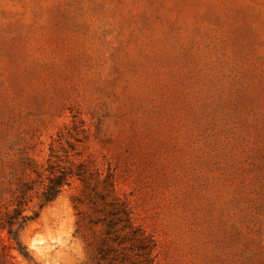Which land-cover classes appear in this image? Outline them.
Returning a JSON list of instances; mask_svg holds the SVG:
<instances>
[{
    "label": "rangeland",
    "instance_id": "374dc122",
    "mask_svg": "<svg viewBox=\"0 0 264 264\" xmlns=\"http://www.w3.org/2000/svg\"><path fill=\"white\" fill-rule=\"evenodd\" d=\"M52 147L39 264H264V0H0V185Z\"/></svg>",
    "mask_w": 264,
    "mask_h": 264
},
{
    "label": "trees",
    "instance_id": "16d2710c",
    "mask_svg": "<svg viewBox=\"0 0 264 264\" xmlns=\"http://www.w3.org/2000/svg\"><path fill=\"white\" fill-rule=\"evenodd\" d=\"M44 163L27 159L9 186L0 185V264H16L21 256L28 264H39L22 239V232L51 205L81 171L66 158L68 151L52 147ZM66 156V157H65ZM125 225L129 219H125ZM116 222L112 221L110 226Z\"/></svg>",
    "mask_w": 264,
    "mask_h": 264
}]
</instances>
